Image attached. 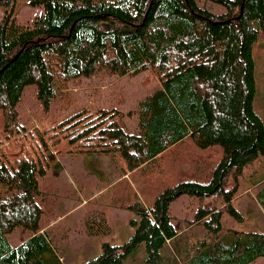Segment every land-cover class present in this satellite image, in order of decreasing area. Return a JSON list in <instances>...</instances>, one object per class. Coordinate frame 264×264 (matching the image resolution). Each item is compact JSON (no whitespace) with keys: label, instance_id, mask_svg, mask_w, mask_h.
Segmentation results:
<instances>
[{"label":"trees","instance_id":"1","mask_svg":"<svg viewBox=\"0 0 264 264\" xmlns=\"http://www.w3.org/2000/svg\"><path fill=\"white\" fill-rule=\"evenodd\" d=\"M14 0H0L10 7ZM212 13L194 0H28L42 8L30 25H18L10 10L0 20V264H62L41 231L39 178L66 153H118L122 170L151 177L163 153L189 139L193 146H220L219 160H205L164 188L147 208H128L133 233L121 245L104 243L83 264H122L139 246L141 264H248L264 256V230L221 236L223 214L241 220L233 206L244 167L264 156V125L253 109L254 52L264 39V0H211ZM264 53V50H263ZM149 72L161 88L139 102L132 131L119 109H72L70 85L81 79ZM30 88V89H29ZM25 90L34 100L18 112ZM52 104H63L48 116ZM127 113V114H128ZM148 166L150 169L148 170ZM165 169L160 170L161 177ZM151 176V177H150ZM196 199L188 225H203L207 237L159 251L178 234L170 203ZM117 208V207H116ZM21 226L30 237L11 246L6 235Z\"/></svg>","mask_w":264,"mask_h":264},{"label":"rangeland","instance_id":"2","mask_svg":"<svg viewBox=\"0 0 264 264\" xmlns=\"http://www.w3.org/2000/svg\"><path fill=\"white\" fill-rule=\"evenodd\" d=\"M194 1L199 7L207 8L212 13L223 12V7L211 0ZM5 9L10 10L11 21L18 25H30L33 19L42 13L41 7L30 5L28 0H14L10 7L0 5V20L5 14ZM255 45L262 50L253 54L255 94L252 104L264 125V39L257 40ZM160 88V82L147 69L136 74L115 75L106 79H81L69 87L76 98V104L72 109L63 111L62 115L65 116L83 106L89 109L115 108L123 112L121 122L132 131L137 119L136 115L128 112L135 111L140 101ZM29 94L30 90L23 92L18 106L17 113L24 117L35 104ZM63 107V104H52L48 116L59 115ZM4 139L0 127V140L5 141ZM69 146L71 145L63 140L54 150L56 160L47 173L39 178L40 193L36 194V200L43 209L40 230L48 232L50 244L62 264L88 262L101 253L104 243L123 244L133 233L130 220L137 219V216L128 208L119 207L136 203L149 206L164 188L175 185L181 175L193 172L194 166L205 160H219L222 156L220 146L202 149L193 146L189 139L171 146L163 153V161L155 175L150 176L152 179L146 183L151 192L148 195L139 186L134 185L133 175L120 183L121 187L128 183L129 190H110L112 184L104 189L107 191H103L101 187L106 185L114 174H119L117 170L121 172L119 168L124 162L119 154L96 153V158H93L94 154L66 153L65 150L69 149ZM84 156L86 157L83 159ZM150 167L148 166V170ZM162 167L166 172L161 177ZM56 169H60V172L57 173ZM243 170L238 182V192L233 199V206L241 214V220L223 214L220 223L221 236L243 231L261 233L264 230V156H256ZM120 180L119 175L115 181ZM195 204L196 199L188 195H182L170 203L171 222L178 234L159 253L165 255L171 251L172 246L207 237V230L203 225H188ZM30 235V231L18 226L6 237L9 245L15 247ZM93 235L97 238H93ZM144 252L143 246H139L122 264H141L145 260ZM248 264H264V256Z\"/></svg>","mask_w":264,"mask_h":264},{"label":"crops","instance_id":"3","mask_svg":"<svg viewBox=\"0 0 264 264\" xmlns=\"http://www.w3.org/2000/svg\"><path fill=\"white\" fill-rule=\"evenodd\" d=\"M80 156H82V155H80ZM86 156H88V155H86ZM86 156H84V157H82L83 159L86 157ZM93 158H96V154H94V157ZM83 162H84V160H82ZM124 166V165H123ZM123 166L122 167H120L119 168V170H121V172H119L118 170H117V172L119 173V174H114L112 177L113 178H111V180L106 184V185H104L103 187H101V189L103 190V191H107V190H104L105 188H108V187H110L112 184H113V186L111 187V188H109L110 190L112 189V188H115V190H117V191H119V189H128L129 190V184L128 183H126V184H124V186L123 187H121L120 186V183L123 181V180H125V179H129L132 175H133V183H134V185H136V186H139L140 187V189L144 192V193H146V194H150L151 192H150V188L149 187H146V183L150 180V178L146 175V173L142 170V169H137V170H134V171H127V173L126 172H124L121 168H123ZM118 167V166H117ZM118 169V168H117ZM56 172L58 173V172H60V169H56ZM120 175V177H121V180L118 182V181H115V179L118 177ZM115 181V182H114ZM111 183V184H110ZM109 191V190H108ZM121 197V196H120ZM120 197H118V198H120ZM141 204V203H140ZM142 207H144V208H147L148 206H142ZM41 231H44L47 235H48V232L46 231V230H41ZM48 237H49V235H48ZM93 238H97V236L96 235H93L92 236ZM111 245H116V244H111Z\"/></svg>","mask_w":264,"mask_h":264}]
</instances>
